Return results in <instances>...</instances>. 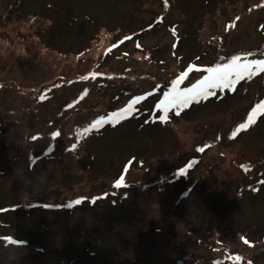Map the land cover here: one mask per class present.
I'll return each instance as SVG.
<instances>
[{"label": "rangeland", "instance_id": "obj_1", "mask_svg": "<svg viewBox=\"0 0 264 264\" xmlns=\"http://www.w3.org/2000/svg\"><path fill=\"white\" fill-rule=\"evenodd\" d=\"M233 56L264 0H0V264H264V72L156 107Z\"/></svg>", "mask_w": 264, "mask_h": 264}, {"label": "snow or ice", "instance_id": "obj_2", "mask_svg": "<svg viewBox=\"0 0 264 264\" xmlns=\"http://www.w3.org/2000/svg\"><path fill=\"white\" fill-rule=\"evenodd\" d=\"M167 3V0H165ZM175 32V30H173ZM125 40H130L132 37H125ZM124 41H120L123 43ZM114 45L113 47H117ZM140 45L137 44V47ZM111 51V49L109 50ZM192 69L189 67L188 71L182 73L180 77L172 82V88L170 91L165 92L163 99L160 100L159 104L156 105L158 109L163 112V115L160 117L162 121H166L168 118L169 112L174 111L176 115H179L183 109L188 108L192 103H199L202 100H205L209 97L215 96L217 90H234L235 85L241 80L251 78L254 74L264 72V60H247L246 58L242 59L240 56H233L231 61L224 64H217L215 67H209L204 69L208 74L203 76L202 79H198L196 83L192 84L191 87L180 88L179 85L183 80L188 76V73ZM94 76L96 74H93ZM82 79H87L83 77ZM41 100L44 99L42 95ZM143 97H136L132 100L125 109L119 113H113L111 117H100L96 120L88 129H85V133L91 131L92 129H98L104 123H112L113 118L116 119V122L120 118H126L130 116L134 110V105L141 101ZM258 115L264 116V101L257 104L251 111L248 113L245 121L241 122L238 127L233 131L230 138L235 137L239 132L248 129L252 124L257 120ZM60 133L55 132L53 136H58ZM76 145H73L75 148ZM198 151H204V148L198 149ZM192 164L188 165V168H191ZM127 168L125 169V172ZM186 170L181 169L179 174H184ZM125 185L124 176L122 175L114 184V187L119 189ZM107 194H105L106 196ZM84 198L76 199L68 204V207L73 205H80ZM100 197L92 198V202L95 203ZM10 242L16 243L15 240H12L10 237L6 238ZM247 243V241H245Z\"/></svg>", "mask_w": 264, "mask_h": 264}, {"label": "trees", "instance_id": "obj_3", "mask_svg": "<svg viewBox=\"0 0 264 264\" xmlns=\"http://www.w3.org/2000/svg\"><path fill=\"white\" fill-rule=\"evenodd\" d=\"M220 62H221V61L219 60V64H220ZM192 69H193V68H192ZM261 73H263V72H261ZM99 75L101 76V74H99ZM158 104H159V103H158ZM159 110H160V109H159ZM171 124H173L172 121H171V122H169V121H164L162 125H163V127H167L168 125H171Z\"/></svg>", "mask_w": 264, "mask_h": 264}]
</instances>
